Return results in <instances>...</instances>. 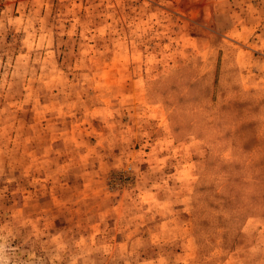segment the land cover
I'll return each mask as SVG.
<instances>
[{"label":"rangeland","instance_id":"obj_1","mask_svg":"<svg viewBox=\"0 0 264 264\" xmlns=\"http://www.w3.org/2000/svg\"><path fill=\"white\" fill-rule=\"evenodd\" d=\"M0 264H264V0H0Z\"/></svg>","mask_w":264,"mask_h":264}]
</instances>
